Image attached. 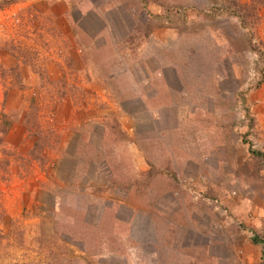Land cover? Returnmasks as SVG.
Returning a JSON list of instances; mask_svg holds the SVG:
<instances>
[{
	"label": "rangeland",
	"instance_id": "rangeland-1",
	"mask_svg": "<svg viewBox=\"0 0 264 264\" xmlns=\"http://www.w3.org/2000/svg\"><path fill=\"white\" fill-rule=\"evenodd\" d=\"M0 264H264V0H0Z\"/></svg>",
	"mask_w": 264,
	"mask_h": 264
},
{
	"label": "crops",
	"instance_id": "crops-1",
	"mask_svg": "<svg viewBox=\"0 0 264 264\" xmlns=\"http://www.w3.org/2000/svg\"><path fill=\"white\" fill-rule=\"evenodd\" d=\"M146 78H148V77H146Z\"/></svg>",
	"mask_w": 264,
	"mask_h": 264
},
{
	"label": "trees",
	"instance_id": "trees-1",
	"mask_svg": "<svg viewBox=\"0 0 264 264\" xmlns=\"http://www.w3.org/2000/svg\"><path fill=\"white\" fill-rule=\"evenodd\" d=\"M256 238V237H255ZM256 240V239H255Z\"/></svg>",
	"mask_w": 264,
	"mask_h": 264
}]
</instances>
